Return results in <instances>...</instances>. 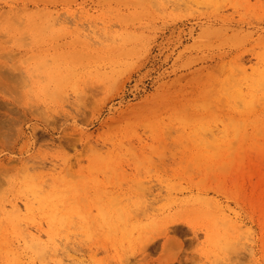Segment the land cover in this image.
Listing matches in <instances>:
<instances>
[{
	"label": "rangeland",
	"instance_id": "rangeland-1",
	"mask_svg": "<svg viewBox=\"0 0 264 264\" xmlns=\"http://www.w3.org/2000/svg\"><path fill=\"white\" fill-rule=\"evenodd\" d=\"M0 264H264V0H0Z\"/></svg>",
	"mask_w": 264,
	"mask_h": 264
},
{
	"label": "bare ground",
	"instance_id": "bare-ground-1",
	"mask_svg": "<svg viewBox=\"0 0 264 264\" xmlns=\"http://www.w3.org/2000/svg\"><path fill=\"white\" fill-rule=\"evenodd\" d=\"M14 205H15V204H14ZM15 206H16V205H15ZM13 207H14V206H12V208H13ZM16 207H17V206H16ZM16 207H15V209H14V210L17 212V210H16L17 208H16ZM13 212H14V211H13ZM14 214H15V212H14ZM15 216H16V214L14 215V217H15ZM16 218H19V217H18V216H16ZM18 224H19V223H18ZM18 226H20V225H18ZM13 227H14V226H13ZM14 228H15V227H14ZM17 228H18V227H17ZM15 230H16V229H15Z\"/></svg>",
	"mask_w": 264,
	"mask_h": 264
}]
</instances>
